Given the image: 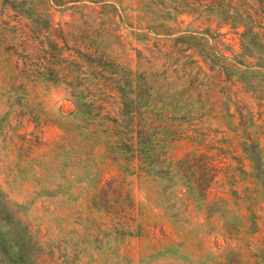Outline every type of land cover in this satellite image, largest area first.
I'll list each match as a JSON object with an SVG mask.
<instances>
[{"label":"rangeland","instance_id":"374dc122","mask_svg":"<svg viewBox=\"0 0 264 264\" xmlns=\"http://www.w3.org/2000/svg\"><path fill=\"white\" fill-rule=\"evenodd\" d=\"M129 2L125 0L123 7ZM124 15L125 19L134 16L129 10ZM183 19L190 21L187 16ZM121 23V13L102 0H0V189L7 194L1 205L23 204V220L34 237L55 247L57 256L43 257L41 264H64L56 262L62 256L67 264H264L263 245L247 234L245 216L248 209L255 212L252 201L257 195L249 178L252 166L241 146L245 134L250 142L260 143L264 153V92L256 93L249 85L233 86L237 78L227 85L214 81L213 99L206 105L210 116L194 124L205 135L193 141L187 137V128L181 139L167 145L168 158L175 165L192 152H207L222 157L227 168L231 165L227 175L234 179L227 189L233 188L242 198L229 192L222 195L227 202L219 203L217 189L201 198L189 192L184 181L175 185V178L166 183L142 173H124L119 157L107 151L102 135L95 137L92 128L86 130L76 100L70 96L73 89L47 82L49 72L24 70L19 55L24 54L23 40L29 28L50 24L71 32L72 54L78 56V52L87 54V47L107 44L102 41V30L109 24L125 41L113 43L112 70L122 64L141 72L151 60L154 36L149 42L134 35L143 32ZM224 32L228 33L224 52L239 54V35L228 29ZM7 38L12 39L14 49ZM165 46L160 41V48ZM91 65L69 66L64 61L55 74L63 77L73 72L77 76L83 67L91 79L110 78ZM162 65L161 61L153 69L161 73ZM244 77L246 84L255 80L254 86L264 87L259 69H250ZM91 90L99 94L94 87ZM88 91L75 90L86 95ZM103 92L104 99L111 95ZM228 110L234 118L227 116ZM114 179L124 185L113 196L106 183ZM40 188L52 196L39 197ZM123 196L130 202L117 207ZM29 255L30 264H36Z\"/></svg>","mask_w":264,"mask_h":264},{"label":"trees","instance_id":"16d2710c","mask_svg":"<svg viewBox=\"0 0 264 264\" xmlns=\"http://www.w3.org/2000/svg\"><path fill=\"white\" fill-rule=\"evenodd\" d=\"M124 1L102 0L121 13V24L143 32L134 35L144 36L149 42L154 36V49L148 58L151 60L141 72L122 64H118V70H112L116 55L112 51L113 43L122 45L125 41L118 29L110 30L109 24L102 30V41L107 44L87 47V54L78 52V56L72 54L74 38L71 32L50 24L29 28V34L23 40L24 54L19 55L24 70L30 74L49 72L47 82L62 83L74 90L69 93L76 100L81 120L88 126L86 130L91 132L92 128L95 137L102 135L107 151L119 157L124 173H142L166 183H172L175 178V185L184 181L188 191L201 198H207L209 190L217 189L215 194L219 203L227 202L222 195H229V192L241 199L236 190L227 189L234 178L227 175L231 173V165L227 168L222 157L192 152L175 165L169 160L166 148L168 143L181 139L187 128L190 130L187 129V137L193 141L205 135L195 130L194 124L210 116L211 111L206 105L213 99V87L217 86L214 81H218V85H227L237 78L232 82L233 86L249 85L256 93L264 92V87L258 89L252 84L255 80L246 84L248 80L244 77L253 68L264 74V0H129L127 8L123 7ZM126 10L133 12V18L125 19ZM184 16L190 21L184 20ZM225 29L239 35V54L229 56L224 52L227 47L224 39L228 34ZM7 41L14 49L12 39L7 38ZM160 41L166 46L160 48ZM66 53L68 56L64 57ZM249 59L256 62H249ZM64 61L69 66L93 64L92 68L103 69L110 78L91 79L92 75L83 67L77 76L67 72L59 77L55 72ZM161 61L163 71L160 73L153 68ZM102 81L105 84L102 85ZM79 88H87L89 93L78 94L75 90ZM102 91L104 95H111L104 99ZM226 112L228 117L234 118L229 110ZM243 137L241 146L252 166L249 178L257 195L252 201L255 212L248 209L245 216L249 222L247 234L260 241L264 249V153L260 143L250 142L245 134ZM69 155L65 156L68 158ZM63 165L65 169L67 164ZM61 175L66 180L65 172ZM97 175H93V180ZM99 182L103 184L101 179ZM106 184L112 195L114 191L118 195L124 185L120 179ZM40 189L39 197L52 196L48 190ZM0 194V264H30L29 254L35 257L36 264H41L43 257L57 256L55 247L51 249L49 243L34 237L30 226L25 224L24 205L2 206V196L5 199L7 194L1 189ZM128 201L130 198L123 196L115 205L122 207ZM259 211L262 214L259 215ZM15 213L21 216L15 218ZM120 220L123 219L120 217ZM233 229L227 233L233 234ZM259 234L263 236L257 238ZM62 258L57 257L56 262L61 260L67 264Z\"/></svg>","mask_w":264,"mask_h":264}]
</instances>
